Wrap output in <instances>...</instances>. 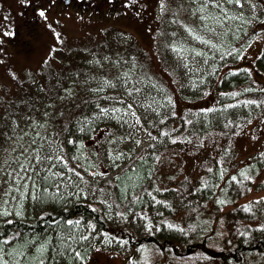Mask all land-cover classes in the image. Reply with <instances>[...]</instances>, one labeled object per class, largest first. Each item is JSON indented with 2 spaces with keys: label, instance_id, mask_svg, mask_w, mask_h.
Returning a JSON list of instances; mask_svg holds the SVG:
<instances>
[{
  "label": "rangeland",
  "instance_id": "obj_1",
  "mask_svg": "<svg viewBox=\"0 0 264 264\" xmlns=\"http://www.w3.org/2000/svg\"><path fill=\"white\" fill-rule=\"evenodd\" d=\"M157 1L155 0L154 3ZM193 6L192 0H161L154 7L157 15L161 18L160 29L166 27L168 32H175L180 44H178V48L182 49L171 54L170 57L167 53L163 56L162 51L153 46L151 39L146 41V37L136 23L130 29L137 36L134 41L133 35L126 34L124 30L108 29L107 31L106 27H99L92 21H79L77 25H69L68 37L60 39L51 37V46L46 43L37 45L28 58L12 57L0 41V96L4 102L9 101L10 97L13 98V95L16 94L8 91L15 90L14 73L21 76L22 71H26L29 79L38 76L37 70L41 68L46 70L53 66L47 67L52 62H41L48 55H51L54 61L60 64V62L66 61L63 57L64 52H68L70 49L72 51L68 53L73 56L83 54L84 51L77 52L75 51L77 49H73L79 46L85 49V55H89L90 61L97 63L104 60L103 57L99 58L93 55L94 59L93 51H91L97 49L101 37H107L121 49L134 48L146 54L143 58H138L136 55H131L130 58L132 62L139 63L137 71L141 69L148 72V75L144 74L145 80L142 82L144 85L140 92L128 90L133 92L132 95H128L129 92L121 90L122 84L116 85V81H109L108 84L102 82L97 85L102 93L96 90L98 94L124 99L121 107H112V104L108 103V97L102 98V108H107L109 111L101 113L102 117L98 120L99 124L104 121V125L105 120L109 117L120 120L121 137L108 136L98 142L96 140L97 150H102L104 155L101 154L100 169L85 174L87 185L81 187L83 193L78 195L99 207L113 225H116L119 220L120 210L115 199L111 200L106 181L113 178L119 171L133 167L139 156L149 164L155 162L153 166L156 167V170L152 174L158 188L175 187L182 177L201 180L208 169L219 171L222 175H229L236 171H238L237 173L244 172L252 165L257 164L259 170L263 171L258 172L255 177L250 179V187L242 197L244 200H239V202L257 198L260 195L264 196V187L259 189L260 193L252 189L258 183L264 182V169H261L259 165V160L264 158V89H254L250 74L249 79L247 77V88H241L243 85L240 86V84V88L230 89L229 93L223 96L227 87L224 86V83L219 85L220 78H215V72H218L223 65L230 69L231 65L238 63L241 57L249 52L257 51L260 43L264 42V27L257 28L259 31L252 35V31H250L252 28L251 15L245 16V25L243 30H240L235 24L238 19L236 12L222 11L221 8L215 7L208 11L205 10L203 13L200 12L199 21L196 27H193L190 20V11L193 13L195 10ZM225 13L227 14L225 15ZM172 14L175 15V18L172 17ZM205 14L206 17L209 15L219 17V22L215 19L207 20L206 23L210 27L206 29L203 26L205 22L200 20V17ZM146 25H143L145 32L153 36L152 22ZM172 25H174V29ZM185 26L193 29L202 40L209 41V44L193 41L185 31ZM213 44L215 47L211 46ZM188 49H195L203 55H201L202 57L196 56L195 52ZM164 59L166 60L165 66L169 67L171 71H167L165 66L160 64ZM105 61L110 64V67L117 68V65L111 62V58L103 62ZM192 62H195L194 74L201 72L207 75L197 78L192 74ZM54 68L57 66L54 65ZM172 72L181 74L180 86L182 87L179 89V81L177 79L176 82L172 81ZM231 72L235 73L236 70H231ZM154 76H157V80L154 79ZM127 78L131 79L128 75ZM127 78L122 71L121 82L125 83L126 81V85H129L130 81ZM156 81H159L160 84H156ZM211 83H215V88H210ZM110 86L114 89L107 88ZM247 101H253V103L249 104ZM129 105L131 108L128 107ZM117 108L121 111H112ZM25 121L21 122L25 123L28 130L30 120ZM51 136L50 133L46 134L42 130L38 141L35 143L34 139L30 149L25 150L26 148L22 147L20 150L13 147L0 157V219L3 217H29L30 213L34 211L30 210L32 204L29 201L30 196L40 182L41 176L50 171L49 168L54 162H57L53 160L51 164L47 161L40 164L37 163V157L45 155L61 157V148L56 142L55 145L52 143ZM173 140L177 142L172 143ZM136 141H140V143L136 144ZM153 145L154 147H152ZM120 153L125 155L120 160H115L114 163V158ZM103 161L118 164L119 167L109 172L106 165L102 163ZM99 173H103V175H99ZM66 175L71 177L67 178L68 182L73 183V190L76 191V186L81 179L70 173H66ZM221 210L226 212L228 208L222 207ZM175 218L178 219V215H174ZM210 219V213L200 210L186 222H189L188 230H205L210 224ZM221 219L225 232L219 235L222 238L226 237L227 240H233L240 231L241 224L235 220L233 213L228 211L221 216ZM125 220L126 223L133 225L138 237L145 236L143 228L145 220H135L131 217V210L126 212ZM216 240L221 241L219 238ZM115 251L96 247L91 251L85 264H141L142 262L153 263L152 260H154L152 258L147 260L145 256L152 252L148 246H143L136 251L138 255L134 253L132 259L129 257L131 247L127 244L118 247ZM138 259L140 261L136 262ZM206 264L217 263H213L211 260Z\"/></svg>",
  "mask_w": 264,
  "mask_h": 264
},
{
  "label": "trees",
  "instance_id": "obj_2",
  "mask_svg": "<svg viewBox=\"0 0 264 264\" xmlns=\"http://www.w3.org/2000/svg\"><path fill=\"white\" fill-rule=\"evenodd\" d=\"M157 22L160 25V21H156L152 33L158 39ZM172 33L166 35L171 37ZM172 36L174 38L169 40L168 46L178 42L175 32ZM97 45L92 55L104 60L111 58V62L117 65L116 69L104 60L97 63L88 60L89 55L83 52L66 57V61L60 64L52 60L47 67L56 65L57 68H41L37 70L38 76L26 78L20 85L15 84V90L9 92L16 94L9 101L4 102L0 96V157L13 147L30 149L43 130L52 135L50 138L54 145L56 142L60 148L62 146L61 157L67 161L66 166L54 162L50 171L41 176L29 199L32 203L30 210H34L29 217L0 219V240L7 238L15 248L13 256L6 259L12 264L16 260L20 264H39L41 253L35 249L40 243H47V251L43 253L44 264H85L96 247L115 251L127 244L131 247V259L143 246L152 249L145 256L147 260L154 259L153 263L141 264H206L211 260L217 264H264V196L239 202L244 200L242 197L250 187V179L263 171L257 164L244 172L236 171L229 175L208 169L201 180L182 177L175 187L158 188L153 180L155 162L149 164L139 156L133 167L118 172L123 173L119 179H116V174L106 181L111 200L115 199L120 210L116 225L93 202L78 195L83 193L81 187L87 185L85 174L100 169L103 151L97 150L96 140L98 142L108 136L121 137L122 127L117 118H107L105 125L103 119V123H98L102 117L101 99L109 95L96 93V90L102 93L97 85L116 81V85L122 84L124 92L135 89L140 92L144 74L148 75L147 71H137L139 63L130 60L131 55L145 57L143 51L121 49L107 37H101ZM161 47L162 43L158 44V48ZM122 71L126 78L127 75L131 77L127 78L129 85L126 81L121 82ZM154 77L157 80V76ZM247 77L249 79L245 72L242 75L231 73L225 74L221 81L230 90L239 83H247ZM155 83L160 84L159 81ZM107 88L114 89L111 86ZM108 98L112 107H121L120 101L124 100L121 97ZM23 120H30L28 130L25 123L22 124ZM69 140L74 143H68ZM102 163L109 172L118 165L108 161ZM259 165L264 169V158L259 160ZM68 169H74V172ZM66 173L74 176L80 173L83 177L76 191L73 183L68 182L67 178L71 177ZM262 187L264 182L252 189L260 193ZM222 207L228 208L227 211L233 213L241 224L233 240L219 235L225 232L221 216L227 211L223 212ZM130 210L135 220L146 221L144 237H138L133 225L126 223L125 215ZM200 210L211 214L210 224L205 230L189 231V222H186ZM174 215H178V219H174ZM68 220L74 223L69 225ZM77 220L79 224H75ZM85 236L87 240L82 238ZM75 252H79L81 258H76Z\"/></svg>",
  "mask_w": 264,
  "mask_h": 264
},
{
  "label": "flooded vegetation",
  "instance_id": "obj_3",
  "mask_svg": "<svg viewBox=\"0 0 264 264\" xmlns=\"http://www.w3.org/2000/svg\"><path fill=\"white\" fill-rule=\"evenodd\" d=\"M154 1L0 0V41L12 57L28 58L34 52L37 45L45 43L51 45V37L58 39V33L60 34V38L68 37L67 29L72 25H77L79 21H92V23L94 22L99 27L103 26L109 27L112 30H124L127 34L137 38L130 30L134 26V23H136L146 37V41L151 39L156 49H158V44L162 43V47L159 49L162 51L163 56L167 53L170 57L171 54L176 52L173 51V47H176L178 43L173 40L174 45L172 49L170 45L168 46L169 40L172 41L171 38H174L172 36L174 32L170 37V35H166L168 33L166 27L162 29L157 27L159 29V39L156 37L153 38L152 35L145 32L146 24L152 22L154 26L156 21L161 20L154 13L155 5L161 0H158L156 3ZM220 1L217 0L221 9L228 12H236L238 19L235 24L238 29L243 30L245 25L244 18L247 15H251L252 18V28L250 29L253 33L252 35H255L259 31L257 28L264 27V0H241L240 6H237L235 3H228V0ZM192 3H194L195 15H193L194 12L192 13L190 11V20L191 25L196 27L199 16L201 15L198 9L203 6V0H197V2H193L192 0ZM212 8L208 6L205 10L208 11ZM40 11L45 13V17L39 15ZM202 16L206 17V14ZM144 24L145 26L143 27ZM172 27L174 29V25ZM168 50L171 51L167 52ZM194 63L192 62L191 64L192 74H194ZM219 69L218 72H215V78H222L225 74L231 73L242 75L245 72L249 76L251 74L250 80L255 89H264V42L260 43L257 51L249 52L247 55L241 57L238 63L231 65L230 69L224 67V65ZM234 69L236 72H231ZM194 75L200 78L207 74L200 72ZM172 79H176L174 74Z\"/></svg>",
  "mask_w": 264,
  "mask_h": 264
},
{
  "label": "snow or ice",
  "instance_id": "obj_4",
  "mask_svg": "<svg viewBox=\"0 0 264 264\" xmlns=\"http://www.w3.org/2000/svg\"><path fill=\"white\" fill-rule=\"evenodd\" d=\"M193 2H197V0H193ZM228 3H235L237 4V6H240L241 4V0H228ZM163 6V5H162ZM208 6H211V7H215V8H220V4L219 3H216L214 2V0H203V6L200 7L198 9L199 12L203 13L205 11V8L208 7ZM223 11V9H222ZM227 13H225L226 15ZM39 15L41 17H45V13L43 11H40L39 12ZM193 15H195V12L193 13ZM209 19H215L217 22H219V17H212L211 15L205 17V16H201L200 17V20L201 21H204V27L206 29H208L210 26L206 23L207 20ZM185 31L188 32V34L192 37L193 40H196V41H199L201 43H204V44H209V41H205V40H202L200 36H198L194 31L193 29L191 28H188L187 26H185ZM212 47H215V45H211ZM182 49L181 48H177V47H173V51H176V52H179L181 51ZM189 51H193L195 52V55L196 56H201L203 55L201 52L199 51H196L195 49H188ZM187 67V65H185ZM110 82L108 81H105V84H108ZM134 91L136 92H139V89H135ZM133 92L132 91H129L128 95H132ZM121 103L123 101H120ZM247 103L251 104L253 103V101H247ZM129 108H131V105L128 106ZM109 111V109L107 108H100V112L101 113H107ZM113 112H120L121 110L119 108L117 109H113L112 110ZM211 111V110H210ZM133 115H135V113H133ZM163 122V121H162ZM137 123H139V121L137 120ZM165 135H167L165 133ZM153 139H156L155 137H153ZM177 141L173 140L172 143H176ZM68 143L72 144L74 143V141L72 140H69ZM140 141H136V144H139ZM81 147H83V145L81 144L80 145ZM154 147V145L152 146ZM61 149H62V146H61ZM51 151V149H50ZM125 154L124 153H120L119 155H117L115 158H114V163H115V160H120ZM129 158H130V154H129ZM158 159V157H157ZM53 160H56L57 162H60V163H64L65 166L67 165V161H64L63 157H59V156H53V155H45L44 157H37V163H40V164H43L45 161L49 162L51 164V162ZM34 167V166H33ZM117 167H119V165H117ZM68 171L70 172H74V169H68ZM123 173H118L117 174V177L116 179H119L120 176L122 175ZM56 175H60L59 173H57ZM76 176H78L81 180H83V177L80 175V173H75ZM99 175H103V173H99ZM35 199V197H33ZM43 219V217H41ZM67 223L69 225L73 224L74 222L71 221V220H68ZM80 221L77 220L75 221V224H79ZM83 239L87 240L88 237L85 236V237H82ZM13 239H16V237L14 236ZM33 243L35 244L36 242L33 241ZM5 245H9L10 247L9 248H6ZM37 252L41 253V258H40V261H39V264H44V259H43V253L45 251H47V243H40L36 249H35ZM15 252V248L14 246L12 245V241L8 240L7 238H4L3 240H0V264H12V262L8 259H6L7 257H12L13 256V253ZM21 255H23L24 253H20ZM75 257L76 258H81V254L79 252H75L74 253ZM15 264H20L19 260H16L15 261Z\"/></svg>",
  "mask_w": 264,
  "mask_h": 264
}]
</instances>
